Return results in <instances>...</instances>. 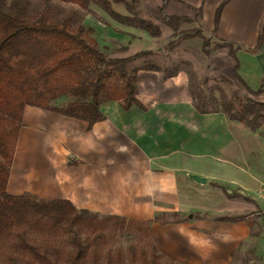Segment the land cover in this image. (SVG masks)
Returning <instances> with one entry per match:
<instances>
[{
	"label": "crops",
	"instance_id": "crops-1",
	"mask_svg": "<svg viewBox=\"0 0 264 264\" xmlns=\"http://www.w3.org/2000/svg\"><path fill=\"white\" fill-rule=\"evenodd\" d=\"M205 1L170 0L166 11L194 19L191 13L200 8L199 27L207 23L203 33L213 42L236 46L240 77L251 89L260 88L264 40L253 48L264 24V0H228L216 31L214 14L223 0H207L212 3L207 13ZM140 4L141 12L153 9L147 0ZM91 19L87 14L82 24L106 33L103 22L93 24ZM111 23L110 35L101 36L108 42L130 44L146 36L157 40L135 25L115 19ZM206 60L210 68L231 76L234 60L227 48L214 49ZM166 72L139 69L136 97L142 106L124 109L118 100L103 102L104 119L91 125L25 106L7 191L66 199L77 210L99 217L148 221L159 249L179 261L230 264L233 253L264 252V203L259 196L264 189V122L251 129L223 111L200 112L192 101L187 71ZM172 212L175 220H155ZM238 215L244 218L217 219Z\"/></svg>",
	"mask_w": 264,
	"mask_h": 264
},
{
	"label": "trees",
	"instance_id": "trees-1",
	"mask_svg": "<svg viewBox=\"0 0 264 264\" xmlns=\"http://www.w3.org/2000/svg\"><path fill=\"white\" fill-rule=\"evenodd\" d=\"M7 4L25 7L28 0H3ZM65 3L77 5L81 9H88L92 0H60ZM122 2L130 14L136 13V5L142 0H113ZM170 0H161L158 7V18L163 25L176 31L182 22L198 20L187 16H176L166 11ZM228 0H223L216 8L214 14V31L219 23L223 6ZM105 12L115 20L126 22L144 29L153 37L160 35V27L151 20L121 15L112 9L109 0H99ZM21 6V7H20ZM200 16L201 10L197 9ZM71 19L65 18L59 23L50 22L46 12L38 15L34 22L8 14L0 9V238L8 235L14 227L28 224L30 227L53 228L67 224L69 227H88L97 232L108 228L109 224L120 226H138L147 223L146 230L151 232L148 221H135L124 217L109 215L98 218L86 210H77L66 199H39L31 194H11L7 191V178L12 162L18 130L21 123L22 112L25 106H35L52 110L69 117L87 121L88 125L104 119L100 110L103 102L118 100L124 109L132 104H142L136 94L135 73L139 69L158 70L153 64H145L140 68L128 71L132 61L147 57L153 53L146 49L138 51L127 57H107L96 46L92 39L86 35L92 28H85L81 23L73 28ZM198 37L202 40V51L208 55L212 49L226 47L234 60L231 76L242 85L248 95L235 96L236 105L221 92L220 108L211 105L215 98L207 99L192 91L189 85L192 101L202 113L210 111H223L231 119L242 122L245 126L256 129L264 122V101L253 98L264 92V83L253 90L238 73L237 47L230 42H216L211 47V38L205 35L201 28H195L191 33L179 35V40ZM264 40V24L258 35L253 49H258ZM169 41V47L174 46ZM173 71H167V76ZM222 80L230 82L226 76ZM69 96L70 100L62 106L52 105L51 102L61 96ZM244 216H219V220H239ZM155 220L164 223L161 215ZM119 228V227H118ZM97 234V233H95ZM20 247L39 256L44 264H59L56 261L59 252L53 250V259L47 254L39 255L34 245L20 241ZM73 249L68 252L70 264H81L87 256L88 243L74 236ZM153 264H171L159 263Z\"/></svg>",
	"mask_w": 264,
	"mask_h": 264
},
{
	"label": "rangeland",
	"instance_id": "rangeland-1",
	"mask_svg": "<svg viewBox=\"0 0 264 264\" xmlns=\"http://www.w3.org/2000/svg\"><path fill=\"white\" fill-rule=\"evenodd\" d=\"M109 1L112 9L117 12L124 11L127 16L151 20L160 27V32L164 29L163 34L161 35L160 33L161 37L160 35L157 36V40H153L155 38L150 40V38L146 36V38H137L136 42L130 44L127 43V41L108 42V40L101 36L105 37L110 35V33H107V31L111 32L108 26H112L111 22L114 19L101 7L99 0H92L88 9H81L77 5L65 3L60 0H28L25 7L20 6L21 8L0 0V9L29 23L34 22L42 12H46L50 22L53 23H59L65 18H70V24L73 28L83 23L84 17L90 14L93 24H95V20L103 22L106 26L104 27L106 33H97L92 29L87 32L86 38L94 40L97 48L105 56L127 57L141 50H152L153 53L151 55L138 58L129 63V73H132V68H140L145 64H153L158 66L159 69H164L169 72L173 71L175 67L178 68L177 70L182 68L188 73L189 85L193 92L209 100L210 98H215L214 103L208 102L207 108H210L211 105L215 108H220L221 92H224L226 98L235 105V96L244 97L248 95L245 88L232 76L229 77L231 81L226 82L220 77L225 75L209 67L206 54L202 51V40L200 38L195 37L197 39L191 40L192 42L179 40L178 37L180 34L191 33L195 28H200L198 20L194 23L182 22L178 29L174 31L171 27L163 25L158 18L159 5L157 6V3L159 2V4H161V0H147L149 1L150 8H153L150 12L144 10L141 12V10H139L141 7L139 2L136 5L135 14H130L126 10L124 3H117L113 0ZM204 6V12L207 13L209 6L212 8V3L208 5L206 0ZM191 14H193L194 18H199L197 9L193 10ZM123 23L129 24L126 22ZM203 28L205 31L207 30V23L205 20ZM205 35L207 34L205 33ZM171 40L175 43L173 47L167 45ZM215 43L216 42L211 41V47ZM213 50L214 49H212V51ZM227 69L228 71L230 70L226 67V70ZM230 73L232 74L231 70ZM253 98L264 101V93L254 96ZM69 100L70 97L64 95L52 101L51 104L62 106ZM248 214L249 213H247V215ZM88 215L101 218L96 214L90 213ZM161 216L167 220L169 218L173 219L176 214L172 212L167 213L166 216L164 214ZM176 218H174V220ZM117 225L110 223L107 229L93 232L87 229L88 227H69L67 224L58 225L53 228L42 226L35 228L30 227L28 224H22L19 227H14L8 235H4L0 238V264H44L39 261V256L37 257L35 253L20 247L19 244H21V240L27 244L36 246L40 253L39 255L46 253L50 260L54 257L53 250L57 249L59 254L57 255L56 261L59 264H70L67 258L68 252L74 247L72 244L74 236H78L81 240L88 243V253L81 264H153L154 262L192 264L182 260L179 261L172 258L167 253L162 252L158 247L155 236L152 232L146 230L147 223L139 224L138 226L124 225L122 228ZM234 254L238 253H233L232 257L234 258L231 260L230 264H264V252L245 251L236 256H234Z\"/></svg>",
	"mask_w": 264,
	"mask_h": 264
},
{
	"label": "built area",
	"instance_id": "built-area-1",
	"mask_svg": "<svg viewBox=\"0 0 264 264\" xmlns=\"http://www.w3.org/2000/svg\"><path fill=\"white\" fill-rule=\"evenodd\" d=\"M259 196H260L261 200L264 203V189L260 192V195Z\"/></svg>",
	"mask_w": 264,
	"mask_h": 264
},
{
	"label": "water",
	"instance_id": "water-1",
	"mask_svg": "<svg viewBox=\"0 0 264 264\" xmlns=\"http://www.w3.org/2000/svg\"><path fill=\"white\" fill-rule=\"evenodd\" d=\"M195 179H198V180H200V181H203L204 179H200V178H198V177H195Z\"/></svg>",
	"mask_w": 264,
	"mask_h": 264
}]
</instances>
